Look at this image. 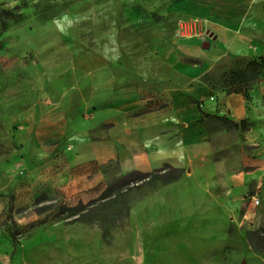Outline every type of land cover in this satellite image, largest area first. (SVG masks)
<instances>
[{
    "label": "rangeland",
    "instance_id": "obj_1",
    "mask_svg": "<svg viewBox=\"0 0 264 264\" xmlns=\"http://www.w3.org/2000/svg\"><path fill=\"white\" fill-rule=\"evenodd\" d=\"M189 2L0 0V264H264L244 129L202 183L197 167L169 184L143 167L172 68L213 40ZM132 171L151 175L116 185Z\"/></svg>",
    "mask_w": 264,
    "mask_h": 264
},
{
    "label": "crops",
    "instance_id": "obj_2",
    "mask_svg": "<svg viewBox=\"0 0 264 264\" xmlns=\"http://www.w3.org/2000/svg\"><path fill=\"white\" fill-rule=\"evenodd\" d=\"M190 10L203 19L213 40L202 43L199 65L176 63L175 79L166 95L172 100L165 114H151L145 131V171L168 164L176 169L197 167L205 180L207 161L224 138H232V123L246 122L245 146L256 148L243 162L254 172L264 169V77L248 65L264 57V0H191ZM245 83L254 84L249 98L229 93ZM209 116V117H205ZM241 130V127L238 131ZM240 137V139H239ZM237 132L232 145L240 143ZM228 141V140H226ZM204 170V171H201ZM253 172V173H254ZM253 173L237 175L244 185ZM199 179V180H198Z\"/></svg>",
    "mask_w": 264,
    "mask_h": 264
},
{
    "label": "trees",
    "instance_id": "obj_3",
    "mask_svg": "<svg viewBox=\"0 0 264 264\" xmlns=\"http://www.w3.org/2000/svg\"><path fill=\"white\" fill-rule=\"evenodd\" d=\"M0 13H2L0 11ZM248 68L251 69L252 71H256V72H260L263 77H264V57H259V58H255L253 61H251L248 65ZM255 85L254 84H250V83H245L242 86H239L233 90H230L229 93H237V94H243L245 96L246 99L249 98V91L253 89ZM205 117H209V116H205ZM228 127H234L236 130H238L241 127V131L242 129H244V131L248 130L247 124L246 122H243L241 124H234L232 123L229 124L228 123ZM164 168L169 169V171L167 173H163L161 174L160 178L165 179L166 183H173L176 182L177 180L180 179L181 174L183 173V170L181 169H176L168 164L164 165ZM162 169L157 170V173H161ZM151 174H143L142 172L139 171H132L129 172L128 174H126L125 176H123L117 183L116 185H122V184H127L131 181H135L138 180V178L140 177H147ZM12 209V207H11ZM264 231V229L262 230ZM264 240V238H262ZM13 240L16 243V237L13 236ZM264 252V250H263Z\"/></svg>",
    "mask_w": 264,
    "mask_h": 264
},
{
    "label": "built area",
    "instance_id": "obj_4",
    "mask_svg": "<svg viewBox=\"0 0 264 264\" xmlns=\"http://www.w3.org/2000/svg\"><path fill=\"white\" fill-rule=\"evenodd\" d=\"M253 203L255 206H258L260 204V200L256 197L253 198Z\"/></svg>",
    "mask_w": 264,
    "mask_h": 264
}]
</instances>
